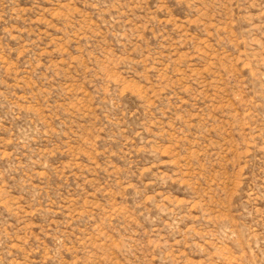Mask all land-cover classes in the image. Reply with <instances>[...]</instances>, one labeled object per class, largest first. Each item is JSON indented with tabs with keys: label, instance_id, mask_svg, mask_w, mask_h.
<instances>
[{
	"label": "rangeland",
	"instance_id": "1",
	"mask_svg": "<svg viewBox=\"0 0 264 264\" xmlns=\"http://www.w3.org/2000/svg\"><path fill=\"white\" fill-rule=\"evenodd\" d=\"M0 264H264V0H0Z\"/></svg>",
	"mask_w": 264,
	"mask_h": 264
}]
</instances>
